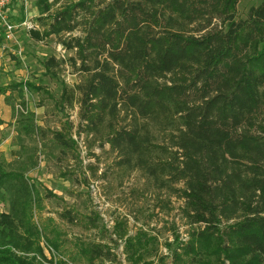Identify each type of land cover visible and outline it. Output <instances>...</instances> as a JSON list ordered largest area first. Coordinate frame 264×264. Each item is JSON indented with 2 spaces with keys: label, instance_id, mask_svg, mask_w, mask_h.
<instances>
[{
  "label": "trees",
  "instance_id": "16d2710c",
  "mask_svg": "<svg viewBox=\"0 0 264 264\" xmlns=\"http://www.w3.org/2000/svg\"><path fill=\"white\" fill-rule=\"evenodd\" d=\"M240 1L64 0L55 9L60 0L39 2L32 34L54 36L72 52L47 58L46 71L68 64L80 76L63 89L61 109L77 103L89 148L108 145L116 169L138 173L163 207L181 199L190 227L186 241L166 243L165 255L157 235L143 228L129 235L120 220L109 238L115 246L77 242L86 264L117 263L121 244L128 264L170 257L171 264H264V0L246 18L237 16ZM25 87L44 90L14 83L0 86V97L22 135L44 136ZM64 125L50 138L59 160L78 149ZM35 164L26 158L13 167L0 155V198L8 204L0 212V264H65L48 260L40 245L61 252L56 230L35 221L41 192L27 175ZM59 218L81 223L72 209Z\"/></svg>",
  "mask_w": 264,
  "mask_h": 264
},
{
  "label": "rangeland",
  "instance_id": "374dc122",
  "mask_svg": "<svg viewBox=\"0 0 264 264\" xmlns=\"http://www.w3.org/2000/svg\"><path fill=\"white\" fill-rule=\"evenodd\" d=\"M40 1L13 0L6 11L14 28L9 31L0 24V86L31 83L44 88L38 91L25 87L27 107L35 112L37 126L44 136L40 132L32 139L22 135L17 130L11 105L1 96L0 155L13 167L26 158L36 161L35 167L27 173L41 192V209L36 210L35 221L40 226L56 230L61 242V252L57 254L42 239L40 245L45 256L48 260H63L65 264H86L76 255L77 242L109 243L110 237L115 239L113 231L120 220H126L129 235H134L141 228L157 235L161 253L170 254L166 243L175 247L176 236L184 241L188 239L190 227L180 209L183 201L173 197L172 209L163 207L154 192L144 190L145 181L138 173L116 169L114 155L104 150L108 145L89 148L86 135H80L78 130L77 103L74 108L61 109L59 103L63 89L73 88L80 81V76L68 64L51 73L46 71L44 62L47 58L67 59L72 52L60 45L54 36L37 40L32 34L40 16ZM63 1L60 0L53 9L61 6ZM259 3L260 0H241L237 5V16L246 18L251 7ZM64 124L72 126L71 134L78 142V149L59 160L58 150L50 138L53 132L63 130ZM91 166L98 168L97 177L92 175ZM160 197L165 199L166 196L161 194ZM71 209L78 214L81 223L69 224L59 218V212ZM5 211H8V204L0 198V212ZM114 251L118 255L115 264H128L123 244ZM171 261L170 257L166 264H171Z\"/></svg>",
  "mask_w": 264,
  "mask_h": 264
},
{
  "label": "built area",
  "instance_id": "2783aa9c",
  "mask_svg": "<svg viewBox=\"0 0 264 264\" xmlns=\"http://www.w3.org/2000/svg\"><path fill=\"white\" fill-rule=\"evenodd\" d=\"M12 3L13 0H0V21L9 31L12 30L14 26L8 21L6 11ZM24 24L27 25V23ZM17 110H22V109H19L18 106Z\"/></svg>",
  "mask_w": 264,
  "mask_h": 264
}]
</instances>
